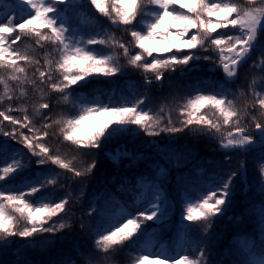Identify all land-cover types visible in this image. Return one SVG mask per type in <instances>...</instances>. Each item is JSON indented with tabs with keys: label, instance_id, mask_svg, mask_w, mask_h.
<instances>
[{
	"label": "snow or ice",
	"instance_id": "snow-or-ice-1",
	"mask_svg": "<svg viewBox=\"0 0 264 264\" xmlns=\"http://www.w3.org/2000/svg\"><path fill=\"white\" fill-rule=\"evenodd\" d=\"M3 5L4 0H0V70L6 73L0 74V103L16 98L17 89L18 98L26 97L28 86L39 91L42 102L34 105L41 127L33 124L26 105L13 109L10 103L6 110H0V125L7 121L28 130L30 135L19 132V142L36 157L35 165L56 166L71 173L64 179L74 183L96 167L93 160L76 168L75 157L66 159L58 148L54 151L46 145L43 141L49 129H55L53 135L86 154L140 129L148 136L188 130L194 137H209L225 151L226 164L231 163L228 152L246 154L259 148L261 240L258 245L248 237L240 241L244 258L234 264H264V91L256 90L254 76L249 82L254 102L241 103L244 93L226 87L235 84L254 52L260 56L251 67L264 73V0H14L7 11ZM113 27L122 28L128 41L110 33L108 29ZM172 38L180 43H172ZM153 41L168 46L153 47ZM214 57L209 70H222L219 79L207 83L197 78L195 83H182L200 61ZM122 58L145 73V88L150 89L154 82L163 87L166 74L171 87V77L179 73L177 86L187 92L178 108L182 117L179 127L170 111L165 121L163 105L159 112L146 109V94L109 103L79 94V89L97 77L114 78L122 73ZM30 69H34L32 76ZM61 103L67 106L66 111L55 118L45 114ZM13 111L24 112L23 119L11 115ZM17 131L13 127L5 132L0 127V135L6 138L16 139ZM19 154L7 139L0 141V243L4 247L12 237L41 245L50 240L42 234L71 227L68 221L74 216L72 189L61 194L49 188L60 182L61 173L45 167L39 175L26 176L30 169L17 159ZM106 154L118 162L127 155V148L115 147ZM241 171H247L246 161H241L238 169L222 166L196 194L185 193L177 239L167 247H157V233L147 227V222L162 227L169 210L162 188L154 184L146 185L150 196L142 194L132 205L115 199L93 201L87 213L91 224L86 226L81 221L80 226L94 235L99 252L108 254L122 247L137 252L130 257V264H214L207 258V246L200 245L212 238L215 220L231 206L233 181ZM248 187L251 190V185Z\"/></svg>",
	"mask_w": 264,
	"mask_h": 264
},
{
	"label": "trees",
	"instance_id": "trees-1",
	"mask_svg": "<svg viewBox=\"0 0 264 264\" xmlns=\"http://www.w3.org/2000/svg\"><path fill=\"white\" fill-rule=\"evenodd\" d=\"M14 2V0H12ZM108 28V24L104 25ZM110 33H114L116 37H122L125 42L128 41V37L124 34L122 28L118 30L108 29ZM27 42V41H26ZM40 53H37L39 55ZM208 54V53H205ZM260 56V53L254 52L251 58L246 64L243 65V68L240 71V77L236 80L235 84L226 85L232 92H243L244 95L241 97V103L245 101L254 102L251 91L249 89V82L255 76L257 77L256 90L264 91V73H262L258 68L251 67L253 61L257 60ZM213 60L209 61H200L196 67L193 69L190 77H185L184 82H197V78L201 81L207 83L215 82L222 76V70H209L210 66L214 62ZM122 67V73L116 74L114 78H101L97 77L94 79L88 86L94 84L101 85L105 87V93L101 98L102 103H109L110 100H119L115 94V83L119 82V78L124 72L129 75V81L125 82L126 87L131 91L132 98L128 100H134L138 98L137 93L140 97L147 95V100L145 101V108L151 109L153 112H159L161 106H164V112L162 113L165 116V121L167 120V115L169 111L171 112V118L175 126L179 127V121L182 117L178 113L179 105L183 103V97L187 95V92L184 90L183 86H177V81L179 78V73L171 77L172 84L169 86V78L164 79L163 87L156 89V87L151 86V88H145V73L138 68H133L130 65H127L126 60L123 58L120 61ZM187 68V66H185ZM34 69L29 70V75L32 76ZM0 74L6 75L3 70H0ZM151 76L152 74H147ZM1 86V85H0ZM14 87V85H13ZM2 94V93H0ZM14 98L12 101L5 100L0 103V110H6L11 104L13 109L27 106V114L32 118L33 124L36 127H41V118L37 116L34 112V105L42 102L40 99L39 91L34 90L31 86H28L27 96L23 98L19 97L18 89L14 93ZM55 103V98L52 100ZM21 103V106L18 104ZM67 110V106L58 104L56 107L50 110H45V114H51L55 118L58 114ZM25 113L21 111H13L11 115L17 117L18 119H23ZM3 118L0 117V120ZM3 127L5 132L11 131L13 127L18 129L16 139L11 137H3L0 135V141L7 139L10 146L19 150L20 154L17 156V159H21L24 164L30 169L26 173V176H31L35 173L36 168H50L53 165L46 166H37L34 161L36 157H33L31 153L23 147L19 142V132L23 131L26 135H30L27 129H20L19 126H13L7 121L0 125ZM135 127V126H133ZM49 136L43 141L46 145L52 148L54 151L58 148L60 153L66 157V159H72L73 165L76 168H83L87 164L95 160L96 167L91 173L85 177H96L101 182L99 189V199L101 203L107 199H113V189L118 184H121L124 188L125 193L128 191V184L131 183L134 177L144 171L151 172L150 163L139 162L138 164H132L127 166L117 167L112 159L108 157V153L111 147L116 143H123L125 146H132L134 143L143 141L145 144L154 143L156 140L165 141L168 144H173V146H183L186 148L185 155L182 152V157H180L179 164L169 168L167 172V177L165 182L162 184L163 191L162 195L166 198V203L168 205V214L166 217L167 227H169V233L172 235H167L169 239L177 237V231L180 227L179 221L181 219L180 212L181 206L185 202V193L196 194L198 190L204 187V180L196 179L191 176L192 167L191 164L194 162L204 163L205 165L221 166L224 162L223 152L224 150L220 149L218 143L211 140L209 137H194L190 135L188 130H185L182 133H167L161 132L159 136H148L146 133L140 129L138 132L128 135L122 138L118 142H112L108 145L102 147L99 151L93 150L91 153H83L75 150L74 147L70 146L68 143L63 142L62 137L58 135H53L56 131L55 129H49ZM255 132V130H254ZM149 151V150H148ZM149 156L156 159L160 158V153L153 151L147 152ZM238 159L235 162V167L238 169L239 163L241 161H246V172L241 171L233 181L234 192L231 200V206L228 208L227 213L223 216H219L215 220L213 228L210 230L212 238L210 240H205L200 246L208 248V259L212 260L214 264H234L237 259H243L239 250V242L242 241L245 237L255 241L258 245L261 240L260 229L262 225L260 224V219L258 218L257 213L259 211V201L261 197L258 195V172H257V162L259 156V148H256L255 152L243 153L238 152ZM56 167V166H53ZM146 169V170H144ZM72 175V174H71ZM43 181V179L41 180ZM21 182V181H19ZM247 184L245 189L243 183ZM3 182H0L2 184ZM59 184V183H58ZM249 185H251V190H249ZM54 186H49L53 188ZM247 193H250L249 196H246ZM128 196V193H127ZM126 205H132L131 202H128L129 197L126 198ZM253 203L256 204L255 207H249ZM139 207V205H136ZM131 210V209H130ZM239 217L240 219L234 220L233 217ZM77 222L81 223L79 219L81 216H77ZM76 222V221H75ZM185 223H189L185 221ZM91 221L85 223L86 226L90 225ZM81 224L74 223L72 224L73 228L65 230L62 232L69 239V243H56V240L49 246L48 249L43 251H31L26 254L18 262L27 261L28 264H130V257H135L138 253L133 251L130 248L122 247L116 249L114 252L104 254L95 249L94 246V235H91L85 228H81ZM155 226L154 222H147V227L150 229ZM166 227V226H164ZM160 233H157L158 238L161 237L164 239V232L162 228H159ZM193 238H195V233H191ZM19 237L9 238V243ZM7 245V246H8ZM5 248L3 244L0 243V249Z\"/></svg>",
	"mask_w": 264,
	"mask_h": 264
},
{
	"label": "rangeland",
	"instance_id": "rangeland-1",
	"mask_svg": "<svg viewBox=\"0 0 264 264\" xmlns=\"http://www.w3.org/2000/svg\"><path fill=\"white\" fill-rule=\"evenodd\" d=\"M13 6L8 5V3L6 1H4V5H3V10L5 11V9H11ZM6 10V11H7ZM177 40L175 38H172V43L177 44ZM152 46L153 47H167V44H163L162 42H158V41H153L152 42ZM211 68V66H210ZM0 93H3V86H0ZM79 94L89 97L87 96L83 91L79 90ZM92 97V96H90ZM22 104L19 103L18 106H21ZM252 130L254 131L255 128L253 126ZM4 140V139H3ZM143 144V143H142ZM115 147H125V144L123 143H116L114 144L111 149L115 148ZM141 143L137 142L134 145H132L131 148L127 149V155L124 158H121L118 162H114L116 164L117 167L119 166H127V165H132V164H138L139 162H145V163H150V165L153 168V175L150 177H147V175H143L144 179H140L141 177H137V181L134 184V187L132 190V193L130 194V197L136 201L138 197H140L142 194L143 195H147L148 194V188L146 187V185L149 184H154L158 187H160V184L162 182V179L165 178L167 170L169 167L171 166H175L176 164H178V161L180 160V157H182V152L187 155L186 153V148L183 149V146H179L177 147L178 149H174V146H169V144L166 143H162V144H157V145H153L151 146L152 150H159L161 151V153L163 152L165 154L164 160L165 162L163 163H159L156 164V162L151 159H145V153H144V149H141ZM110 149V150H111ZM166 149H168V151H166ZM233 151V153H229L228 155L231 157V163L230 164H226V163H222L221 166H213V165H205L204 163H200V162H194L191 167H192V174L194 175L193 177L200 179V180H204V186L208 183V181L213 177V175L215 173H218L221 171L222 166L224 168H231V169H236L234 161H235V154ZM224 158V157H223ZM113 162V160H112ZM52 169H54L56 172L61 173L60 176V182L59 184H56L54 186V188L56 189L57 192L63 194L64 191L66 189L71 188L72 189V196H73V201L74 204L72 206L71 211L74 213V216L72 217L71 221H68V223L71 224V227L65 228V230H68L70 228H73L72 224L77 223V224H81L79 222H77V216H81V221H83V223L85 224L88 221H91L89 215L87 214L89 211V205L93 202L96 201L97 199H99V189L101 186V182L96 177H81V178H77L75 183L71 180H65L64 176H68L71 177V173H67L62 169L56 168V167H52ZM41 171V168L36 170V174L39 175ZM142 176V175H140ZM40 179H44L43 176L39 177ZM82 184V187H81ZM246 189V187H245ZM116 192L113 195V198L117 201H120L121 203L123 202V199H121V195L123 194L122 188L118 187L117 189H115ZM81 191L83 192V195L80 196ZM150 192V191H149ZM151 195V193H150ZM76 197H79V199L77 200ZM94 215V214H93ZM258 217L260 218V213L258 214ZM55 219V218H54ZM76 221V222H75ZM64 231L61 230L59 233H55V234H48V233H44L42 234L43 237L46 238H50L49 239H45L44 243L41 245H33V244H29L25 239L22 240H18L15 241L12 244V247H5L0 249V264H17L18 260L24 259L23 257L28 254V251L31 250H46L49 248V245L51 244V242H54L55 240H57L58 246H59V242L68 244L69 243V239L68 237H66L65 234H61ZM150 232L152 230H149ZM31 239V238H29ZM2 244V243H1Z\"/></svg>",
	"mask_w": 264,
	"mask_h": 264
}]
</instances>
